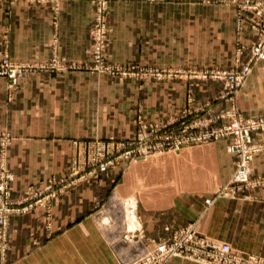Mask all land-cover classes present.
Returning <instances> with one entry per match:
<instances>
[{
	"label": "crops",
	"instance_id": "0c3cea01",
	"mask_svg": "<svg viewBox=\"0 0 264 264\" xmlns=\"http://www.w3.org/2000/svg\"><path fill=\"white\" fill-rule=\"evenodd\" d=\"M94 15V0H0V57L88 59ZM109 20L110 57L121 61L232 66L238 44L249 46L256 38L248 21L237 29L232 3L111 0ZM248 56L245 49L241 58ZM188 89L186 80L141 85L83 69L28 72L16 87L0 76V131L13 136L6 155L12 197L64 176L73 140L135 134L139 104L152 121L174 120L188 106ZM221 90L220 81H200L191 104L211 102L206 113L226 107L243 116L264 115V58L232 101L215 99ZM228 142L229 137L209 138L155 153L148 163L118 162L101 178L78 180L48 207L11 214L0 264H124L187 223L236 251L264 257L263 184L206 202L234 169ZM251 167L252 177L264 175V152ZM129 195L137 199L134 218L125 207ZM164 264L205 263L173 256Z\"/></svg>",
	"mask_w": 264,
	"mask_h": 264
},
{
	"label": "built area",
	"instance_id": "2783aa9c",
	"mask_svg": "<svg viewBox=\"0 0 264 264\" xmlns=\"http://www.w3.org/2000/svg\"><path fill=\"white\" fill-rule=\"evenodd\" d=\"M94 1L96 2V14L92 26L94 46L89 60L84 62L72 61L65 64L57 56L50 60H20L4 54L0 58V75L6 76L11 85L16 87L21 77L26 73L45 69H99L112 73L120 71V68L107 63L103 55L106 35V1ZM238 7L239 25H242L244 20L248 18V11H255L260 18L253 22V27L261 30L260 38L251 46L250 55L245 66L242 69L236 67L229 70L230 77L236 80V88L243 85L252 66L258 60L264 58V0H242ZM219 73V76H223L227 72ZM235 112L234 110L235 116L232 117L229 124L222 126L220 129L201 132L194 136L184 133L181 134L180 138L177 137L175 141H171L168 136H165L164 141L156 142L153 146L161 147L164 144H171L173 147H179L190 140L230 137L227 148L235 156L236 166L232 184L235 187L247 186L252 183L250 162L254 155L264 150V139L263 141H257L253 136V132L257 130H262L264 135V115L243 117L236 115ZM11 139L12 136L8 131L0 134V253L2 255L6 253L8 248V222L11 214L25 212L39 205L48 207L51 200L58 195L62 186L65 187L71 182L74 183V181L82 179L70 178L63 183L50 180L41 188L29 186L21 196L13 198L11 182L14 176L6 164L7 149ZM108 144L110 146V142ZM108 144L104 143L101 150L102 155L106 154L105 151H108L106 150L108 146H105ZM112 145H115L114 142H112ZM122 148H126V146H122ZM132 151V148H127L123 154L129 156ZM110 163H112V160L104 159L102 156L100 161L93 164L96 165L98 171L103 172L108 169ZM73 170L76 174L81 172L78 169ZM173 256L190 258L206 264H264V259L259 256L238 252L227 241L200 234L192 224L176 228L170 237L154 241L145 253L124 264H164L168 258Z\"/></svg>",
	"mask_w": 264,
	"mask_h": 264
},
{
	"label": "rangeland",
	"instance_id": "374dc122",
	"mask_svg": "<svg viewBox=\"0 0 264 264\" xmlns=\"http://www.w3.org/2000/svg\"><path fill=\"white\" fill-rule=\"evenodd\" d=\"M105 1H106V11H105L106 35H105V50H104L103 55H104V59L107 63L112 64V65L120 68L119 69L120 71L112 73V72H109L106 70H99V69H83V70H90L96 74H106L112 78L130 79V80L138 82L141 85L144 83H150V82H154V81H166V80H180L181 81V80H186L189 83V89H188V95H187V100L189 103H188V106L181 108L176 113H174V120H171V121L166 120V119H163L160 121L150 120L149 116L147 115L148 113L145 112L142 104H139L136 107L135 113H134V118L137 122L136 132H135V134H133L130 137L129 136L118 137V136H114V135H109L108 137H93V138L73 140L74 152L72 154L71 164H70V168H69L68 172L60 178L50 177L48 181L55 180L59 183H63L66 179H70V178H82V179H84V178H94V179L101 178V176L104 172H108L110 166L117 164L118 162L124 163V166H127L129 164H138L139 162H147L148 163V162H151V158H152L151 156H153L155 153H161V152H164L165 150H172V149L177 150L183 146V144H181L179 147H173V146H171V144H168V145L164 144L161 147H159V146L154 147L153 146L156 142L159 143V142L164 141L165 136H168V138H170L171 141H175V139H177V137L180 138L181 134L183 135L184 133H186V135L194 136L195 134H198L201 132H206V131L209 132V131H212L215 129H220V128H222V126L229 124V122L232 120V117L235 116L234 110L232 108L224 107V108H221V110H219L216 113L212 112L211 110H210V112L206 113V108L209 106L211 107V102L202 103L200 105H192L191 104L193 102V98H194V96H193L194 87H196L200 83V81H204V80L220 81L222 83V90L215 97V99H217V100L227 99L229 102L232 101L236 96L237 90H239L241 88V86L239 88H236V86H235L236 80L234 78L232 79L230 77V75L228 74L229 70H231L232 68H236V67H238L237 69H242L245 66V63L247 62L248 58L246 60H243L241 58V56L245 52V49L248 50L249 55H250L252 44L260 38V30L261 29L253 27V22L259 20L260 17L258 16V14H256L255 11H248L247 12L248 18H246L244 20V22L248 21L250 23L251 29H253L254 35L256 36V38H254L252 40V42L249 46H247L246 44H241V43L238 44L237 57L235 59L234 65H232V66H221V65H214V64H204V65L199 64L198 65V64H191V63L190 64L178 63V64L160 65V64H156V63H152V62H148V61H144V60H127V61L116 60V59H113L110 57L111 26H110L109 15L111 12V0H105ZM153 1H155V0H153ZM206 1L207 2H222V3L235 4L236 8H237V12H238V8H239L238 4L242 0H206ZM95 14H96V2H95ZM94 19H95V15H94ZM244 22L242 25H239V18L237 15V29L238 30H242V28H244L243 27ZM92 26H93V24H92ZM91 37H92V44H91L92 45L91 46V53H92V48L94 46V39H93L92 30H91ZM91 53H90V57L88 59H85V60L80 61V62H84V61L89 60L91 58ZM4 54H7V53H4ZM53 57H56V55H53L51 58H49L47 60H50ZM260 60H258V61H260ZM60 61H61V59H60ZM62 63H64V62H62ZM65 64H67V63H65ZM253 66H252V68H253ZM45 70H50V69H45ZM66 70H82V69L67 68V69H63V70H51V71H66ZM223 71H226L227 73L223 76H219V74H220L219 72H223ZM251 71H252V69H251ZM251 71L249 72V74L251 73ZM248 75H247V77H248ZM0 76H2V75H0ZM4 77H6V76H4ZM20 81H21V79L19 80L18 84L20 83ZM9 82H10V80H9ZM235 113L238 116H243L242 114L237 113V111ZM251 116H262V115L261 114H255V115L243 116V117H251ZM220 119H222V120L220 121ZM5 131L6 130H1L0 134L5 133ZM11 136H12V134H11ZM253 136L255 137V140H257V141H263V139H264V135H263L262 130L254 131ZM224 137H226V136H224ZM12 138H13V136H12ZM172 138H173V140H172ZM207 139H209V138H206L205 140H207ZM230 139L231 138L229 137V142H230ZM11 141H12V139H11ZM11 141H10V143H11ZM199 141H201V140H190L189 143L199 142ZM109 142H110V146L108 144ZM112 142H114L115 145H112ZM10 143H9V145H10ZM104 143L108 144V145H105V146H108V148L106 149L108 151H105L106 154L102 155L103 153H101V150L104 147ZM185 143H188V142H185ZM123 144H125V145H123ZM9 145H8V147H9ZM122 146L123 147L126 146V148H122ZM227 147H228V144H227ZM127 148L133 149L132 153L129 156H126L123 154V152ZM139 149H141L142 151H140ZM227 150H228V148H227ZM261 152H264V150L258 152L257 154H259ZM256 155H254V157ZM102 156L104 157V159L112 160V163H110L108 169L106 171H103V172L98 171L96 165L93 164L94 162L100 161L102 159ZM164 157H162L163 160H165ZM233 157H234V160H233L234 169H233L230 177L225 182H223V184L218 188L217 194L215 196L206 198L207 204H211L215 197L234 198V197L238 196L239 192L243 191L246 188H249V187L252 188V187H255V186H258L261 184L264 185V175L252 177L251 164H252V161L254 159V157H253L252 161L250 162V170H251V177L250 178L252 179V183H250L247 186L235 187L234 184H232V180H233L235 169H236L235 156L233 155ZM90 168H91V170H90ZM73 169H78L81 172L76 174ZM119 173H121V171H119L117 173V176L119 175ZM82 179H80V180H82ZM76 182L75 181H74V183L71 182L69 185H66L65 187L62 186L58 195L61 194L62 192H64L67 188H69L70 186H72ZM244 196H247V195H244ZM124 202H125V207H126L127 211L129 209L130 218H131V216L133 217V213L135 214L134 209H135V205H136L135 203L137 202V199L135 198L134 195H129L124 199ZM188 224L193 225V223H187V224H184V225H181L178 227L186 226ZM194 228H195V226H194ZM203 235H205V234H203ZM170 236H171V234L164 237V238H160L156 241L163 240V239L168 238ZM210 237L215 238L217 240L225 241V240L219 239L217 237H213V236H210ZM148 248H147V250H148ZM237 251L241 252L239 250H237ZM241 253H243V252H241ZM244 254H253V255L259 256V257L264 259V257L261 254H257V253H253V252H245Z\"/></svg>",
	"mask_w": 264,
	"mask_h": 264
}]
</instances>
